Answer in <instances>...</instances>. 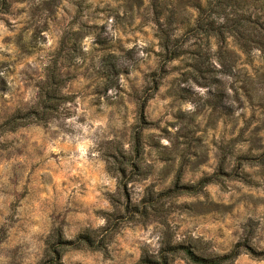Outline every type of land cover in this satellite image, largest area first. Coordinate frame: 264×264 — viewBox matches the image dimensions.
<instances>
[{
	"label": "rangeland",
	"instance_id": "1",
	"mask_svg": "<svg viewBox=\"0 0 264 264\" xmlns=\"http://www.w3.org/2000/svg\"><path fill=\"white\" fill-rule=\"evenodd\" d=\"M256 1L206 13L208 39L187 29L204 0H0V126L41 109L56 66L67 98L0 135V264H140L168 244L264 264V52L231 34L264 23Z\"/></svg>",
	"mask_w": 264,
	"mask_h": 264
},
{
	"label": "trees",
	"instance_id": "2",
	"mask_svg": "<svg viewBox=\"0 0 264 264\" xmlns=\"http://www.w3.org/2000/svg\"><path fill=\"white\" fill-rule=\"evenodd\" d=\"M234 0H204V5L196 6L198 11L196 19L189 23L187 29L191 32H203L208 39L223 37L221 31L216 30L215 22L211 20L208 12L219 13L225 10ZM248 3V1H245ZM256 7L259 11L264 10V0H257ZM258 3V4H257ZM260 4V5H259ZM6 6L7 4L4 3ZM257 7V8H258ZM162 18H158V37L160 45L164 51V58L167 62L180 60L184 54V43L181 42V37L175 34L177 29L174 25L178 24L174 14H162ZM232 37L237 41L241 50L245 53H250L254 50L264 52V23H256L252 21L251 14L245 17L243 21L234 26L231 32ZM63 80L59 68L54 67L47 74L46 83L41 88L40 92V108L39 110L28 113H17L5 125L0 126V135L8 132H15L21 128L28 127L35 123L34 121H48L50 115L59 110V105L67 101L62 95ZM149 101V99L147 100ZM146 101V103H147ZM215 177L202 179L197 187L182 188L188 192H196L204 187L215 183ZM177 189L179 187H176ZM0 232V241L1 235ZM89 236H84L80 241H90ZM79 241V242H80ZM63 245L75 246L73 242H65ZM243 247L246 244H238L234 249L225 255L212 256L204 252L200 246L193 245H166L156 256H145L140 264H175L176 261H183L185 264H236L238 258L243 253ZM56 251V250H55ZM58 255V252H55ZM254 253V252H253ZM58 257L55 261H57Z\"/></svg>",
	"mask_w": 264,
	"mask_h": 264
}]
</instances>
